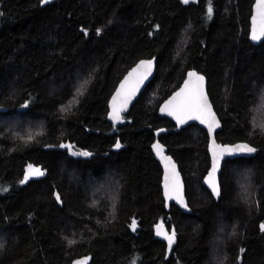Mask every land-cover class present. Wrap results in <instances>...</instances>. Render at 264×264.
I'll return each instance as SVG.
<instances>
[{
	"label": "trees",
	"instance_id": "obj_1",
	"mask_svg": "<svg viewBox=\"0 0 264 264\" xmlns=\"http://www.w3.org/2000/svg\"><path fill=\"white\" fill-rule=\"evenodd\" d=\"M195 1L49 0L41 5L42 0H0V203L4 202V205L0 204V244L2 235L8 238L3 239V242H11L2 245L0 264H69L75 257L89 253H92L90 264H207L208 260L202 261V256L203 259L211 257V263L214 260L219 262L216 264H221V259L225 262L222 260V264H257L264 258V231L261 230V225L264 224V201L262 198V201L258 199L262 205L257 201L259 196L264 197V39L257 45L248 39L249 18L254 0H211V18L207 12L209 0ZM68 25L75 26L69 28ZM97 29H100L99 34ZM62 39L65 41L62 42ZM153 56L156 58L155 75L131 105L129 113L124 114L131 122L114 127L107 119L109 97L134 63ZM76 57L80 67L74 63ZM71 58H74L73 61ZM66 62L74 64L71 67L74 66L73 71H76L70 70L69 73L72 68L70 65L67 68ZM62 65L66 68L61 72L66 69L71 77L65 75V71L62 76L60 74L62 79L59 77ZM191 68L197 69L207 78L209 96L222 125L216 131L217 140L221 143L247 141L257 150L248 157L239 156L237 159L227 158L223 161L219 175L221 194L217 200L201 185L210 164L209 155L207 156V131L195 123L179 128L169 118L158 116L157 111L164 100L162 98L168 97L171 90L181 84ZM80 72H84L80 75L81 81L78 80ZM86 80L88 83L83 95L77 96V88ZM24 89H28L27 93ZM21 92H24L23 95ZM28 93L31 95H27ZM74 98L76 102L72 103L71 108L62 111ZM76 109L77 112L80 110L77 115ZM33 113L36 114L32 116ZM21 116L24 117L23 121ZM77 116L80 119H76ZM141 117L147 118L145 120ZM148 117H154V120L150 121L151 118ZM67 123L70 124V129L65 127ZM163 127L170 131L161 133L159 140L167 146L168 153L175 158L185 177L183 179L186 182L190 213L184 214L179 209L183 215L176 211L178 207L174 204H171L170 209L175 206V211L166 209L159 177L162 169L151 149L156 130ZM61 129L69 130L61 132ZM29 136L32 137L31 140L28 139ZM117 142L120 143V148L115 147ZM61 145H71L72 149L87 151L92 155H73L68 147ZM135 156L138 157L137 160L134 159ZM112 163L114 167L111 166ZM115 163L119 164L118 167ZM27 164L39 166L44 175L21 183ZM123 164L127 165V169ZM134 165L138 166L135 167L136 171ZM115 168L120 169L119 172L129 170L131 180L127 177V172L125 177L126 174H118L117 171V177L114 174ZM141 169L144 170L143 173ZM111 172L114 175H110ZM134 172H138L135 173L136 176ZM146 176L148 181H144ZM118 178L124 179V183ZM127 179L130 181H125ZM153 179L157 180L156 185L152 184ZM112 181L115 183L112 184ZM118 181L122 183L119 184ZM252 183L258 184L254 186ZM76 184L82 187L79 188ZM111 185H114V194L111 192ZM120 185L127 188L123 189ZM249 188L252 195H248L251 193ZM258 188L260 191H256ZM148 189L151 191L147 192ZM247 189L250 193L246 194L244 191ZM81 190H85V193ZM122 190H125L124 193ZM129 190L132 193L130 195ZM145 190L147 193H144ZM116 191H119L118 196ZM255 191L263 195H255ZM57 193L60 195L59 201L56 199ZM94 195L96 198L99 195L100 200L97 201ZM102 195L105 196L104 199L114 198L111 201L108 199V205L116 200L112 207L106 204L107 199L104 200L105 204L102 202ZM122 195L123 200L119 197ZM155 195L161 199L158 200ZM89 196L92 199L88 198L85 204L83 197L86 200ZM118 197L122 202L126 200L123 203L125 207L122 208ZM89 202V207L84 206ZM247 202L250 205L246 206L248 209L244 207ZM117 203L121 206H117ZM159 204L163 207L160 208ZM251 204L254 207L251 208ZM98 206L105 209L104 214L102 212L99 216L102 224L91 213H88L90 219H87L88 214L85 212L94 208L96 211L92 209V213L95 211L100 214ZM106 207L110 209L107 210ZM113 207L118 209L116 216H113L116 210ZM57 210L60 214L56 215ZM6 211H9L10 216ZM12 212L17 214L13 215ZM98 214L96 213L97 217ZM179 215L182 219H179ZM123 216L125 217L121 218ZM119 219H123L121 222L124 223ZM135 219L138 220L137 225L135 224V228L130 227ZM89 220H96L93 222L95 225ZM97 221L99 228L103 225V230L93 228L97 227ZM159 222H167L174 227L176 238L171 248L166 242H160L154 237L153 225ZM179 222L183 223L182 226ZM200 223L207 226V232L210 230L207 234ZM190 224L193 227L196 225V228ZM167 226L170 227L169 224ZM187 226L196 233L187 231ZM230 228L241 229H233L236 234L234 238H231V230H228V238L226 231ZM197 230H200L199 233ZM224 230L226 233L223 234ZM237 232L240 235L237 236ZM201 234H205V237ZM220 234H223V238ZM216 235L218 238L220 236L219 241ZM202 236L203 239H212L205 242ZM25 241L32 245L25 246ZM217 241L221 244L215 245L218 244ZM224 243L225 246L228 245L226 247L230 252L228 248L225 249ZM207 244L209 248L214 246V249L223 244L224 248L216 249L217 252L225 249L222 250L223 258L220 257V261H216L219 252L216 253L212 248L211 253L209 248L207 250ZM231 249L234 250L233 255L230 254ZM208 252L210 256H207ZM225 252L227 257H232L226 259ZM253 254H257V257H252ZM258 254H262L263 258ZM63 257H67L69 262ZM258 257L262 259L257 261ZM246 259L249 262L253 259L254 262L249 263ZM263 260L258 264H264Z\"/></svg>",
	"mask_w": 264,
	"mask_h": 264
},
{
	"label": "water",
	"instance_id": "obj_2",
	"mask_svg": "<svg viewBox=\"0 0 264 264\" xmlns=\"http://www.w3.org/2000/svg\"><path fill=\"white\" fill-rule=\"evenodd\" d=\"M195 0H189V2H193ZM43 3L41 2V5ZM256 16L257 17V25L259 24V11H258V6H257V0L253 1L252 4V11H251V15L249 18V29H248V39L249 41L254 44L257 45L259 44L263 39L264 36H262L259 40H253L252 39V31H253V27H254V23H253V17ZM153 61L151 70H150V74L147 75L146 79H143L142 81L140 80V77L143 76L145 74V69L143 67L141 68H137V66L140 64L141 61ZM136 69V71L134 72L133 70ZM156 72V58L155 56L153 57H149V58H142L139 59L136 63H134L123 75V77L119 80V82L117 83L115 89L113 90L111 96L109 97L108 100V112H107V119L109 122L112 123V125L118 126V125H122L126 122H131V119L129 118H125L124 114L128 113L130 111L131 105L134 103V101L139 97L140 93L144 90L145 86L147 85L148 82L151 81V79L153 78V76L155 75ZM189 72H195L197 73L199 76H202L203 82H202V92L203 95L206 97L207 100V104L210 106V113L211 114H205L204 117H202L201 119H206L208 122L207 123H202L201 119H188L186 115H181V119H184L186 122L185 123H179L178 119H177V115L176 114H170V113H175L176 108H175V104L173 105H169L167 107H165L166 102L172 100V98L175 96V94L177 92H180V90L182 88H185V81L189 80L190 78L188 77V73ZM132 73V75L130 76L129 74ZM127 78V79H126ZM191 80L193 81V83H190L189 86L186 88L185 93L182 94V96L180 98H178V102L185 100V98L189 97L195 87L197 82L195 81V78H191ZM124 84V88L121 89V84ZM118 90H119V95H118ZM115 97V99H114ZM127 100L126 105L124 104V101ZM115 106V108L117 110L123 109L120 112L121 115V119L120 120H114L112 118V113H113V107ZM162 109H164L162 111ZM193 115H196V113H192ZM158 115L161 117H167L170 120H172L174 122V124L181 128L184 126H187L189 124L195 123L197 125H199L200 127H202L203 129H205L207 131L208 134V142H207V151H208V155H209V167L206 171V173L204 174L203 178H202V184L210 191L211 195L213 196V198L215 200L219 199L220 194H221V186H220V179H219V175L221 172V168L223 165V161L227 158H235V157H239V156H251L254 155L255 152L252 153H233L232 155H224L222 159L219 160V167L218 170L215 173L214 176V182L218 185L219 188V195H216L213 193L212 188L209 186V183L207 182L208 178H209V172L212 170L213 167V153L214 151L217 153V155H219L218 153V146H229V147H233L236 145H241V144H247L250 147L256 149L251 143L247 142V141H235V142H226V143H221L217 140L216 138V131L218 129L221 128V121L213 107V104L211 102L209 93H208V86H207V78L206 76L199 72L197 69L195 68H191L189 69L186 74L184 79L182 80L181 84L175 89L173 90L168 97H166L158 106ZM214 122H218V126H216V123ZM209 123H212L213 125V130L210 132L209 131ZM169 131V129L167 128H159L156 130L155 132V139L151 144V149L152 152L154 153V156L156 158V160L158 161V163L160 164V167L162 169V174H161V181H160V185H161V189H162V197L164 199L165 205H166V209L169 210L171 204H174L175 206H177L179 209H181L183 212L188 213L190 211V207L188 204V199L186 196V187H185V181L183 179V175L179 169V165L177 163V161L175 160V158L168 153V148L166 145H164L160 140H159V135L161 133H165ZM155 144H159L160 146H162V150L159 152V154H157V149H155L153 147V145ZM166 157H171V163L168 164V167L166 168V163L167 161L165 160ZM174 164L175 165V171L179 174V183L180 185H182V189H181V196L182 199L184 201V204L187 205V207L183 206L181 203H179L177 201V199L172 198H166L165 196V183H166V176L169 178L168 179V183L169 185H171V176H172V167L171 165ZM136 220V225L138 220ZM132 223L130 224V227L132 226ZM158 224H162L163 225V230L166 231L169 235H171L172 231L174 230L173 226H170L168 228V226L164 223V222H159L154 226V236L156 237V239L160 240V241H164L166 242V244H168L167 239L164 236H160L157 235V225ZM175 231V230H174ZM92 260V255L91 254H82L78 257H75L74 259H72V261L70 262V264H76V262H81V264H90Z\"/></svg>",
	"mask_w": 264,
	"mask_h": 264
},
{
	"label": "snow or ice",
	"instance_id": "obj_3",
	"mask_svg": "<svg viewBox=\"0 0 264 264\" xmlns=\"http://www.w3.org/2000/svg\"><path fill=\"white\" fill-rule=\"evenodd\" d=\"M49 0H42V3H48ZM184 3H188L189 0H183ZM257 6H258V11H259V24L257 25L256 21H257V17L254 16L253 17V23H254V27H253V31H252V39L253 40H259L262 36H264V0H257ZM209 18H211V14H212V7H211V0H209V7L207 9ZM158 27V26H157ZM100 29H97V34H99ZM153 61L149 60V61H141L140 64L137 66V68H141L143 67L145 69V74L143 76L140 77V80L142 81L143 79L147 78V75L150 74V70L152 67ZM134 72L136 71V69L133 70ZM130 76L132 75V73L129 74ZM188 77L190 78L189 80L185 81V88H182L180 90V92H177L175 94V96L172 98V100L166 102L165 107L169 106V105H173L175 104V108L176 111L175 113H170V114H176L177 115V119L179 121V123H185L186 121L184 119H181V115H186L188 119H201L202 117L205 116V114H211L210 113V106L207 104V100L206 97L203 95L202 92V82H203V77L199 76L197 73L195 72H189L188 73ZM195 78V81L197 82L196 87L193 91V93L185 98V100L178 102V98H180L182 96V94L185 93L186 88L189 86L190 83H193V81L191 80V78ZM127 79V78H126ZM88 83V81H84V83H82L80 85L79 88H77L76 90V95L77 96H81L84 93L85 90V86ZM124 84H121V89L124 88ZM118 95H119V90H118ZM115 99V97H114ZM75 98L72 102H70V104L67 107L62 108V111H68L71 106L72 103H75ZM127 100L124 101V104L126 105ZM123 109L117 110L115 108V106L113 107V113L112 118L114 120H120L121 119V115L120 112ZM164 109H162L163 111ZM192 113H196V115H193ZM202 123H207L208 121L206 119H201ZM216 123V126H218V122H214ZM213 130V125L212 123H209V131L211 132ZM29 140L32 139L31 136L28 137ZM61 147H68L71 148V145H61ZM116 148H120L121 145L119 142L116 143L115 145ZM153 147L155 149H157V154H159V152L162 150V146H160L159 144H155L153 145ZM256 149L250 147L247 144H241V145H236L233 147H229V146H218V153L219 155H217V153L214 151L213 153V167L212 170L209 172V178L207 180V182L209 183V186L212 188L213 193L216 195H219V188L218 185L214 182V176L216 171L218 170L219 167V160L223 158L224 155H232L233 153H252L255 152ZM73 155H77V156H91L92 154L90 152L87 151H82V152H74ZM165 160L167 161L166 163V168L168 167V164L171 163V157H166ZM172 176H171V185H169L168 181V177L166 176V183H165V196L166 198L172 199L175 198L177 199V201L179 203H181L183 206L187 207L186 204H184V201L182 199L181 196V189H182V185H180L179 183V174L175 171V165L172 164ZM44 175V173L38 169V168H33L31 165H29V170L26 172L24 180L21 181V183H24L25 181H27L30 177L32 176H42ZM56 199L59 201L60 200V195L59 193L56 194ZM135 220H133L132 223V227L135 228ZM157 235L160 236H164L167 241H168V246L169 248H171L174 239H175V231L173 230L171 235H169L166 231L163 230V225L162 224H158L157 226ZM261 230L264 231V224L261 225ZM70 243H74V241H70ZM0 247H2V245H0ZM241 251H243V249H241ZM76 264H81V262H76Z\"/></svg>",
	"mask_w": 264,
	"mask_h": 264
},
{
	"label": "bare ground",
	"instance_id": "obj_4",
	"mask_svg": "<svg viewBox=\"0 0 264 264\" xmlns=\"http://www.w3.org/2000/svg\"><path fill=\"white\" fill-rule=\"evenodd\" d=\"M201 1H202V0H201ZM204 1H206V0H204ZM250 1H251V0H250ZM250 1H249V2H250ZM195 2H196V1H195ZM1 3H2V2H1ZM248 17H249V16H248ZM63 18H64V17H63ZM56 19H57V17H56ZM58 19H59V18H58ZM60 19L63 20L62 17H61ZM66 19H67V18H66ZM71 19H72V18H71ZM71 19H70V20H71ZM64 20H65V19H64ZM67 20H68V19H67ZM67 20H66V22H67ZM64 22H65V21H64ZM66 22H65V23H66ZM71 23H72V21H71ZM74 23H75V22H73V24H74ZM69 24H70V22H69ZM75 24H76V23H75ZM71 25H72V24H71ZM74 26H75V25H74ZM74 26H73V27H74ZM36 27H37V26H36ZM36 27H35V28H36ZM68 27H69V25H68ZM73 27H69V28H73ZM36 30H37V29H36ZM30 32H31V31H30ZM38 32H39V31H38ZM35 34H36V33H35ZM40 34H41V33H40ZM36 35H37V34H36ZM36 35H35V36H36ZM38 35H39V34H38ZM32 36H33V35H32ZM57 40H58V39H57ZM57 40H55V41H57ZM62 40H63L62 42L65 41L64 39H62ZM55 41H54V42H55ZM60 41H61V40H60ZM60 41H59V42H60ZM56 43H58V42H56ZM56 43H55V44H56ZM53 44H54V43H53ZM59 44H60V43H59ZM57 45H58V44H57ZM71 59H72V58H71ZM73 59H74V58H73ZM73 59H72V61H73ZM76 59H77V60H76ZM76 59H74V63H75V64L77 63L76 65H78V57H76ZM70 61H71V60H70ZM66 63H67V62H66ZM66 63H64V64H66ZM70 63H71V62H70ZM70 63H69V64L67 63V64H66V67H67L68 65H70V67H71L72 65H74V64H70ZM62 66H63V67L60 69V72H59V77H60L61 79H62L61 76L63 75L62 73H64L63 71L66 70V69H64V70L61 72V70L65 67L64 65H62ZM74 66H75V65H74ZM74 66H73V68H74ZM78 66L80 67V64H79ZM78 66H76V67H78ZM66 67H65V68H66ZM68 67H69V66H68ZM68 67H67V68H68ZM76 67H75V69H76ZM71 68H72V67H71ZM73 68H72V69H69V73H71L70 70H72V71L74 70ZM89 69H90V68H89ZM67 70H68V69H67ZM79 70H80V69H79ZM91 70H92V69H91ZM75 71H76V70H75ZM75 71H73V72H75ZM82 71H83V70H82ZM65 72H66V71H65ZM73 72H72V73H73ZM86 72H87V71H86ZM92 72H94V71H92ZM69 73L66 72L65 75L67 74V76L71 77V76H70L71 74H69ZM80 73H81V72H80ZM80 73H79V79H78L79 81H81V80H80V75H82L84 72H82L81 74H80ZM87 73H89V72H87ZM60 74H61V76H60ZM75 74H76V73H75ZM75 74L73 73L72 75L74 76ZM122 75H123V74H122ZM73 76H72V77H73ZM75 76H76V75H75ZM77 76H78V75H77ZM63 77H65V76H63ZM82 77H85V76H82ZM184 77H185V76H184ZM61 79H60V80H61ZM63 79H64V78H63ZM73 79H75V77H74ZM73 79H72V80H73ZM82 79H83V78H82ZM67 80H68V79H67ZM78 80H77V77H76V81H77V82H79ZM64 81H65V80H63V82H64ZM74 81H75V80H74ZM117 82H118V81H117ZM26 90H28V89H26ZM26 90L24 89L23 91L25 92ZM171 91H173V90H171ZM24 92H21L22 95H23ZM111 92H112V91H111ZM25 93H27V91H26ZM208 93H209V92H208ZM19 95H20V94H19ZM19 95H18L17 97H20ZM27 95H31V94L28 93ZM144 99H145V98H144ZM144 99H143V100H144ZM162 99H165V97L162 98ZM210 99H211V98H210ZM146 100H147V98H146ZM160 100H161V99H160ZM134 102H135V101H134ZM106 103H107V102H106ZM145 103H146V101H145ZM147 103H148V102H147ZM147 103H146V104H147ZM158 103H160V102H158ZM40 104H41V103H40ZM40 104H39V105H40ZM158 105H159V104H158ZM37 106H38V105H37ZM213 106H214V103H213ZM106 107H107V106H106ZM156 107H157V105H156ZM79 111H80V110L78 109V112H79ZM157 111H158V110H157ZM15 112H18V113H19V111H15ZM76 112H77V109H76ZM78 112L76 113V115L78 114ZM18 113H15V114H17V115H21V114H18ZM128 113H129V112H128ZM15 114H13V115H15ZM34 114H36V113H33L32 116H33ZM28 115H29V114H28ZM30 115H31V113H30ZM23 116H24V115H23ZM23 116H21L22 121H23V118H24ZM32 116H27V118H28V117H32ZM105 116H106V115H105ZM105 116H104V117H105ZM128 116H129V115H128ZM158 116H159V115H158ZM124 117H125V116H124ZM156 117H157V116H156ZM16 118H17V117H16ZM16 118H15V120H16ZM18 118H19V116H18ZM27 118H26V119H27ZM77 118H78V116L76 117V119H77ZM141 118H142V117H141ZM141 118H140V119H141ZM144 118H145V120H146L147 117H143L142 119H144ZM150 118H151V117H150ZM150 118L148 117V119H150ZM161 118H162V117H161ZM11 119H14V117H12ZM78 119H80V118H78ZM157 119H158V118H157ZM17 120H18V119H17ZM152 120H154V117H153V119H152V118L150 119V121H152ZM24 121H25V120H24ZM77 121H78V120H77ZM138 121H139V120H138ZM147 121H148V120H147ZM150 121H149V122H150ZM19 122H20V118H19ZM79 122H80V121H79ZM81 122H82V121H81ZM142 122H143V121H142ZM149 122H148V123H149ZM21 123H22V122H21ZM109 123H110V122H109ZM173 123H174V122H173ZM16 124H18V123L16 122ZM139 124H141V123L139 122ZM193 124H194V123H193ZM64 125H65V124H64ZM106 125H109V124H106ZM137 125H138V123H137ZM142 125H143V124H142ZM195 125H197V124H195ZM66 126H68L69 129H70V127H71L70 124L68 125V123L65 125V127H66ZM79 126H80V125H79ZM79 126H77V127H79ZM104 126H105V125H104ZM110 126H111V125H109V127H110ZM122 126H123V125H122ZM122 126H121V127H122ZM127 126H129V124H128ZM139 126H140V125H139ZM63 127H64V126H63ZM65 127H64V128H65ZM105 127H106V126H105ZM105 127L103 128L104 131L106 130ZM168 127H169V126H168ZM175 127H176V126H175ZM184 127H185V126H184ZM198 127H199V125H198ZM106 128H107V127H106ZM125 128H126V126H125ZM199 128H200V127H199ZM65 129H66V128H65ZM65 129H64V130H65ZM69 129H67V130H69ZM202 129H203V128H202ZM64 130L61 129V132L64 131ZM67 130H65V131H67ZM93 130H94V129H93ZM155 130H156V129H155ZM169 131H170V130H169ZM174 132H175V131H174ZM125 133H126V132H125ZM102 135H104V134H102ZM163 135H164V134H163ZM93 137H94V136H93ZM97 137H99V136H97ZM97 137H96V138H97ZM108 137H109V136H108ZM111 137H112V136H111ZM152 137H153V136H152ZM104 139H105V138H103V140H104ZM112 139H113V138H112ZM109 140H110V139H109ZM109 140H108V142H109ZM120 140H121V139H120ZM200 140H201V139H200ZM96 141H98V139H97ZM112 141H114V140H112ZM237 141H238V140H237ZM100 142H102V140H101ZM150 142H151V141H150ZM234 142H235V141H234ZM95 143H96V142H95ZM98 144H99V143H98ZM103 144H105V143H103ZM110 144H111V143H110ZM101 145H102V144H101ZM97 146H99V145H97ZM102 146H103V145H102ZM105 146H106V145H105ZM112 146H113V145H112ZM149 146H150V145H149ZM101 148H102V147H101ZM205 150H206V149H205ZM111 151H112V150H111ZM206 152H207V151H206ZM110 153H111V152H110ZM118 154H119V153H118ZM110 156H112V155H110ZM115 156H117V155H115ZM120 156H122V154H121ZM120 156H119V157H120ZM126 156H127V155H126ZM132 156H133V155H132ZM153 156H154V154H153ZM207 156H208V154H207ZM117 158H118V157H117ZM121 158H122V157H121ZM121 158H120V159H121ZM238 158H239V157H238ZM107 159H108V158H107ZM114 159H115V158H114ZM114 159H113V160H114ZM120 159H119V160H120ZM122 159H123V158H122ZM122 159H121V160H122ZM124 159H125V158H124ZM134 159L137 160L138 157L135 156ZM134 159H132V160H133V161H132L133 164H135ZM154 159H155V158H154ZM208 159H209V158H208ZM235 159H237V157H236ZM121 160H120V161H121ZM155 160H156V159H155ZM115 161H117V160H115ZM124 161H125V160H124ZM138 161H139V160H138ZM117 162H118V161H117ZM126 162H127V161H126ZM126 162H123V163L125 164ZM136 162H137V161H136ZM107 163H108V161H107ZM109 163H111V162H109ZM118 163H119V162H118ZM121 163H122V162H121ZM121 163H120V166H121ZM127 163H128V162H127ZM148 163H149V162H148ZM115 164H116V163H115ZM124 164H123V166H124ZM140 164H141V163H140ZM149 164H150V163H149ZM158 164H159V163H158ZM112 165H114V164L112 163L111 166H112ZM118 165H119V164H118ZM118 165L116 164L117 167H118ZM129 165H130V164H129ZM146 165H147V164H146ZM27 166H28V164H27ZM123 166H122V167H123ZM126 166H127V165H125L124 167L126 168ZM132 166H133V165H132ZM136 166H137V165H136ZM136 166L134 165V169H135L134 171H136V169L138 168V166H137V168H135ZM139 166H140V165H139ZM142 166H143V165H142ZM144 166H145V164H144ZM159 166H160V165H159ZM112 167H114V166H112ZM130 167H131V166H130ZM24 168H25V167H24ZM143 168H144V170L146 171L145 167H143ZM122 169H123V168H122ZM126 169H127V168H126ZM150 169H152V167H151ZM159 169H160V168H159ZM115 170H116V171L114 172V174H115L118 170L120 171V169H116V168H115ZM123 170H124V169H123ZM141 170H143V169H141ZM144 170L142 171V173L144 172ZM160 170H161V169H160ZM239 170H240V169H239ZM119 171H118V172H119ZM124 171H125V170H124ZM137 171H138V170H137ZM151 171H152V170H151ZM153 171H155V169H153ZM153 171H152V172H153ZM161 171H162V170H161ZM241 171H242V170H240V172H241ZM118 172H117V173H118ZM122 172H123V171L119 172L118 174H120V173H122ZM126 172L128 173V176H127ZM126 172H123V174H124V175L126 174L125 177L127 176V177L130 179V177H129L130 171L127 170ZM149 172H150V171H149ZM236 172H238V171H236ZM240 172H238V173L240 174ZM135 173H138V172H134V173H133V174L136 176ZM153 173H154V172H153ZM153 173H152V174H153ZM241 173H242V172H241ZM114 174H113V172H111L110 175H114ZM118 174H117V175L115 174V175L118 177ZM123 174H122V175H123ZM133 174H132V175H133ZM146 174L148 175V172H147ZM156 174H157V173H156ZM20 175H21V174H20ZM122 175L120 176L121 179L123 178ZM139 175H141V173H139ZM139 175H137V177H138ZM154 175H155V173H154ZM154 175H153V176H154ZM160 175H161V173H160ZM85 176H86V175H85ZM90 176H91V174H90ZM116 176H114V177L116 178L115 180L117 181V177H116ZM142 176H143V175H142ZM142 176H140V177H142ZM144 176H145V175H144ZM150 176H151V175H150ZM150 176H149V177H150ZM153 176H152V178H153ZM86 177H88V175H87ZM91 177H92V176H91ZM125 177H124V179H126ZM131 177H132V176H131ZM155 177H156V175H155ZM155 177H154V178H155ZM159 177H160V179H161V176H159ZM183 177H184V176H183ZM89 178H90V177H89ZM132 178H133V177H132ZM144 178H146V179H144V181H148L147 176L144 177ZM157 178H158V177H157ZM0 179H1V178H0ZM87 179H88V178H87ZM87 179H85V180H87ZM108 179H110L109 176H108ZM124 179H123V180H120V179L118 178V180H120V181H122V182L124 181ZM140 179H141V178H140ZM140 179H139V180H140ZM184 179H185V177H184ZM115 180H114V181H115ZM130 180H131V179H130ZM130 180L127 179V180H125V181H130ZM135 180H136V179H135ZM150 180H151V179H150ZM153 180H154V179H153ZM155 180H156V179H155ZM155 180H154V183L151 181L152 184H154V185H156ZM110 181H111V180H110ZM120 181H118L119 184L122 183V182H120ZM156 181H157V180H156ZM159 181H160V180H159ZM118 182H117V183H118ZM138 182H139V181H137V183H138ZM70 183H72V182H70ZM108 183H109V182H108ZM110 183H111V182H110ZM113 183H115V182L112 181V184H113ZM117 183H116V185H117ZM123 183H124V182H123ZM246 183L248 184L249 182H246ZM250 183H251V182H250ZM132 184H133V183H132ZM132 184H131V185H132ZM142 184H143V183H142ZM142 184H141V185H142ZM150 184H151V183H150ZM252 184H253V183H252ZM256 184H258V183H256ZM256 184H253V185L255 186ZM260 184H261V183H260ZM73 185H74V184H73ZM77 185H78V184H76V186H77ZM106 185H107V183H106ZM114 185H115V184H114ZM114 185H111V186H113L112 189L114 188ZM116 185H115V189L118 188V187H117L118 185H117V186H116ZM122 185H124V184H122ZM125 185H126V182H125ZM125 185H124V187H125ZM154 185H153V187H154ZM201 185H202V183H201ZM249 185H250V184H249ZM249 185H248V186H249ZM253 185H252V186H253ZM2 186H3L2 188H4V185H2ZM80 186H81V185H80ZM80 186L78 185L77 187L80 188ZM128 186H129V185H128ZM143 186H144V185H143ZM143 186H142V187H143ZM185 186H186V182H185ZM254 186H253V187H254ZM260 186H261V185H260ZM0 187H1V186H0ZM5 187H6V185H5ZM81 187H82V186H81ZM119 187L123 188L121 185H120ZM137 187H138V186H137ZM149 187H150V186H149ZM151 187H152V186H151ZM158 187H159V185H158ZM250 187H251V186H250ZM56 188H57V187H56ZM126 188H127V187H126ZM126 188H123V189H126ZM131 188H132V186H131ZM134 188H136V186H135ZM154 188H155V187H154ZM251 188H252V187H251ZM259 188H261V187H259ZM259 188H258V190H256V191H260ZM11 189H12V188H11ZM19 189H20V188H19ZM19 189H18V190H19ZM51 189H52V188H51ZM54 189H55V188H54ZM81 189H82V188H81ZM140 189H141V191H140V193H141V192H142V188H140ZM143 189H144V188H143ZM156 189H157V188H156ZM156 189H154V190H156ZM249 189H250V188H249ZM135 190L138 192L137 189H135ZM154 190H153V191H154ZM206 190H207V189H206ZM250 190H251V189H250ZM0 191H1V190H0ZM20 191H21V190H20ZM27 191H29V190H27ZM27 191H25V192H27ZM81 191H82V190H81ZM84 191H85V190H83L82 192H84ZM112 191H113V192H112ZM123 191H125V190H122V192H123ZM136 191H134L133 193H136ZM143 191H144V190H143ZM150 191H151V189H150V190H149V189L147 190V192H150ZM153 191H152V193H153ZM159 191H160V190H159ZM161 191H162V190H161ZM207 191H208V190H207ZM256 191H255V195H259L260 193H259V192L257 193ZM25 192H24V193H25ZM29 192H30V191H29ZM55 192H56V191H55ZM108 192H109V190H108ZM111 192L114 194V189L111 190ZM111 192H109V193L111 194ZM116 192H117V191H116ZM118 192H119V191H118ZM118 192L115 193V194H117L116 196H118ZM147 192H146V190H145L144 193H147ZM157 192H158V191H157ZM246 192H249V190L247 189V191H244V193H246ZM21 193H22V195H23V191H21ZM84 193H85V192H84ZM84 193H83V194H84ZM120 193H121V192H120ZM123 193H124V192H123ZM123 193H121V194H123ZM129 193H131L130 190H129V192H128V195H130ZM138 193H139V192H138ZM159 193H160V192H159ZM159 193H157V194H158L159 196H161ZM208 193H209V192H208ZM249 193H250V192H249ZM8 194H9V193H8ZM19 194H20V193H19ZM52 194H53V191H52ZM83 194H82V195H83ZM107 194H108V193H107ZM131 194H132V193H131ZM136 194H137V193H136ZM155 194H156V192H155ZM246 194H247V193H246ZM27 195H28V192H27ZM152 195H153V194H152ZM209 195H211V193H210ZM248 195H252V190H251V193L248 194ZM260 195H263V193L260 194ZM4 196H5V195H4ZM7 196H8V195H7ZM13 196H14V195H13ZM18 196H19V195H18ZM24 196H25V195H24ZM24 196H22V197H24ZM53 196H54V195H53ZM94 196H95V198H96V195H94ZM102 196H103V195H102ZM108 196H109V195H108ZM146 196H147V195H146ZM149 196H150V195H149ZM156 196H157V195H155V197H156ZM159 196H157V199L160 198ZM263 196H264V195H263ZM9 197H10V195H9ZM98 197H99V195H98ZM98 197L96 198L97 201L100 200V199H98ZM104 197H105V196H103V201H102V200H101V201L105 204L104 200L107 199V198L104 199ZM119 197L122 198L123 195H122V196H119ZM119 197H118V198H119ZM124 197H125V196H124ZM128 197H129V196H128ZM138 197H140V196H138ZM141 197H142V196H141ZM144 197H145V195H144ZM144 197H143V198H144ZM211 197H212V196H210V198H211ZM248 197H250V196H248ZM248 197H247V198H248ZM256 197H257V196H256ZM2 198H3V197H2ZM52 198H54V197H52ZM88 198L90 199V196H89V197H86V200H85V197H83L84 203H85V201H86L85 204H87V199H88ZM95 198H94V200H95ZM100 198H102V197L100 196ZM115 198L117 199V197H115ZM120 198L118 199V201H121V202H122L123 198H122V200H121ZM136 198H137V197H136ZM143 198H142V199H143ZM148 198H149V197H148ZM212 198H213V197H212ZM251 198H252V197H251ZM260 198H262V200L264 201V197H262V196H261V197L259 196V198H257V201H259V200L262 201ZM11 199H12V198H11ZM91 199H92V198H91ZM91 199H90V200H91ZM108 199H110V201H111V199L113 200L114 198H112V197L109 198V197H108ZM108 199L106 200V202L108 201ZM125 199H127V200L130 201V199H128V198H125ZM138 199H140V198H138ZM155 199H156V198H155ZM160 199H161V198H160ZM160 199H158V200H160ZM219 199H220V198H219ZM248 199H249V198H248ZM248 199H247L246 201H248ZM258 199H259V200H258ZM134 200H136V199H134ZM140 200H141V199H140ZM147 200H149V199H147ZM153 200H154V199H153ZM158 200H157V201H158ZM214 200H215V199H214ZM249 200H250V199H249ZM252 200H253V199H252ZM252 200H251V201H252ZM101 201H100V203H102ZM115 201H116V200H115ZM115 201H113V202H115ZM125 201H126V200H125ZM125 201H124V202H125ZM246 201H245V202H246ZM251 201H249V203H251ZM260 201H259V202H260ZM12 202H13V201H12ZM14 202H15V201H14ZM42 202H43V201H42ZM94 202H95V201H94ZM94 202H93V203H94ZM108 202H109V201H108ZM108 202L106 203L107 205H108ZM113 202H112L111 205H113ZM121 202H120V204H121ZM124 202H122V208L125 207V204H124V206H123V203H124ZM135 202L137 203V201H135ZM138 202H139V201H138ZM142 202H143V201H142ZM142 202H141V203H142ZM2 203H3V204H2ZM10 203H11V201H10ZM10 203H9V204H10ZM84 203H83V204H84ZM89 203H90V204H89ZM89 203H88V205H84V206L89 207V205H91V202H89ZM100 203H97V204H100ZM129 203H130V202L127 201V204H129ZM131 203H132V202H131ZM133 203H134V202H133ZM141 203H140V204H141ZM156 203H157V202H154V204H156ZM158 203H159V201H158ZM257 203H258V202H257ZM260 203H261V202H260ZM0 204H1V205H4V202L1 201ZM5 204H6V202H5ZM40 204H41V203H40ZM145 204H146V203H145ZM147 204H148V203H147ZM258 204H259V203H258ZM42 205H44V204H42ZM93 205H94V207H95L96 204L94 203ZM111 205H110V203H109L108 206H111ZM115 205H116V204H115ZM115 205H114V207H115ZM129 205H130V204H129ZM129 205H128V206H129ZM159 205H160V208L163 207V206H161V204H159ZM253 205H254V202H253ZM261 205H262V203H261ZM7 206H8V205H7ZM9 206H10V205H9ZM44 206H46V203H45ZM47 206H49V205H47ZM99 206H100V205H99ZM99 206H98V207H99ZM105 206H106V205H105ZM105 206H104V208H105ZM117 206L120 207L121 205H119V203H117ZM133 206H134V205H133ZM148 206H150V205H148ZM153 206H154V205H153ZM246 206H247V207H248V206L250 207V205H248V202L246 203V205L244 204V207H245V208H246ZM258 206H259V205H258ZM2 207H3V206H2ZM16 207H18V206H16ZM19 207H20V206H19ZM87 207H86V209H87ZM96 207H97V206H96ZM101 207H103V204L101 205ZM111 207H112V206H111ZM114 207H113V208H114ZM119 207H118V208H119ZM126 207H127V206H126ZM174 207H175V206H173V208L170 209V210H174ZM176 207H177V206H176ZM252 207H254V206H252V204H251V208H252ZM256 207H257V206H256ZM4 208H5V207H4ZM13 208H14V207H13ZM42 208H43V207H42ZM45 208H47V207H45ZM45 208H43V209H45ZM51 208L54 210L53 206H51ZM90 208H91V207H90ZM90 208H89V209H90ZM99 208H100V207H99ZM106 208H107V207H106ZM127 208H128V207H127ZM129 208H130V207H129ZM263 208H264V206H263ZM263 208H262V210H263ZM15 209H16V208H15ZM52 209H51V211H52ZM92 209L95 210L94 208H92ZM92 209H91V210H92ZM108 209H110V208H107V210H108ZM115 209H116V210H115ZM119 209H121V208H119ZM124 209H125V208H124ZM143 209H144V208H143ZM152 209H153V208H152ZM154 209H155V208H154ZM175 209H176V208H175ZM246 209H248V208H246ZM7 210H8V208H7ZM47 210H49V209H47ZM55 210H56V209H55ZM55 210H54V211H55ZM91 210H90V211H88V210L85 211L86 214H88V213L90 214V213H91V215L93 216V218H95V219H96V218L99 219V218H100L99 216L101 215V213L103 212L102 214H104V210H105V209L102 210V209L100 208V210H101V211L99 210L100 214H98V212H95L96 210L92 213L93 210H92V211H91ZM107 210H106L105 214L107 213ZM113 210H115V212H114V214H113V216H114L115 214H117L116 212H117L118 209H117V207H116V208H114ZM138 210H139V209H138ZM147 210H149V209H147ZM177 210H178V212H179V208H177L176 211H177ZM206 210H207V209H206ZM9 211H11V210H9ZM9 211H6L7 214L9 213ZM57 211H58V210H57ZM126 211H127V209H126ZM133 211H134V210H133ZM140 211H141V210H140ZM144 211H145V210H144ZM160 211H161V209H160ZM160 211H158V213H159ZM174 211H175V210H174ZM109 212H110V210L108 211V213H109ZM127 212H128V211H127ZM149 212L151 213L152 211H149ZM193 212H194V211H193ZM200 212H201V211H200ZM12 213H14V212H12ZM52 213L55 214L54 212H52ZM58 213H59V211L56 213V215H57ZM96 213L98 214V217H97ZM136 213H137V212H136ZM139 213H140V212H139ZM142 213H143V211H142ZM154 213H155V212H154ZM158 213H157V214H158ZM179 213H181V212H179ZM182 213H184V212H182ZM182 213H181V214H182ZM189 213H190V212H189ZM209 213H210V212H209ZM7 214H6V215H7ZM15 214H17V213H14L13 215H15ZM59 214H60V213H59ZM77 214H78V213H77ZM77 214H76V215H77ZM89 214H88V216L85 215V216H87V219H90V218H89ZM93 214H94V215H93ZM109 214H110V213H109ZM166 214H167V213H166ZM174 214H175V213H174ZM174 214H172V215H174ZM184 214H185V213H184ZM203 214H204V213H203ZM203 214H202V215H203ZM206 214L208 215L207 212H206ZM210 214H211V213H210ZM8 215H9V214H8ZM28 215H29V214H28ZM78 215H79V214H78ZM78 215H77V216H78ZM106 215H107V214H106ZM140 215H141V213H140ZM144 215H145V214H144ZM148 215H149V214H148ZM151 215L154 216V214H151ZM167 215H168V214H167ZM176 215H177V214H176ZM176 215H175V216H176ZM182 215H183V214H182ZM193 215H194V214H193ZM193 215H191V216H193ZM9 216H10V215H9ZM95 216H96V217H95ZM102 216H103V215H102ZM104 216H105V215H104ZM108 216H109V215H108ZM115 216H116V215H115ZM117 216H118V215H117ZM156 216H157V215H156ZM168 216H169V215H168ZM189 216H190V214L188 215V217H189ZM197 216H198V215H197ZM199 216H200V215H199ZM205 216H206V215H205ZM205 216H204V217H205ZM124 217H125V216H123V217H121V218H124ZM144 217L146 218V215H145ZM144 217H143V218H144ZM151 217H152V216H151ZM172 217H173V216H172ZM176 217H177V216H176ZM176 217H174V218H176ZM178 217H179V219L181 218L180 215H179ZM182 217H183V216H182ZM185 217H187V216H185ZM185 217H184V218H185ZM211 217H212V216H211ZM11 218H12V216H11ZM15 218H16V216H15ZM26 218H29V217L27 216ZM91 218H92V217H91ZM121 218H120V219H121ZM147 218H148V216H147ZM149 218H150V217H149ZM155 218H156V217H155ZM162 218H163V217H162ZM166 218H167V216H166ZM184 218H183V220H184ZM189 218H190V217H189ZM191 218H195V217H191ZM212 218H213V217H212ZM87 219H85L86 222H87ZM117 219H118V218H117ZM117 219H116V220H117ZM120 219H119L120 222L123 221V219H122V220H120ZM153 219H154V218H153ZM164 219H165V216H164ZM176 219H177V218H176ZM181 219H182V218H181ZM198 219H199V218H198ZM201 219H202V217H201ZM206 219H207V218H206ZM16 220H18V219H16ZM19 220H20V219H19ZM99 220H100V219H99ZM124 220H125V219H124ZM151 220H152V219H151ZM166 220H168V219H166ZM191 220H192V219H191ZM191 220H190V222H191ZM194 220H195V219H194ZM194 220H193V221H194ZM196 220H197V218H196ZM202 220H203V219H202ZM213 220H214V219H213ZM27 221H29V220H27ZM95 221H96V220H95ZM95 221H94V220H89V222H92V223H93V222L95 223ZM101 221H102V220H100V222H99L100 224H102ZM157 221H158V220H157ZM169 221H170V220H169ZM174 221L176 222L175 219H174ZM178 221H179V220H178ZM178 221H177V223H178ZM197 221H198V220H197ZM197 221H196V224H198ZM207 221H208V220H207ZM210 221H211V220H210ZM102 222H103V221H102ZM117 222H118V221H117ZM180 222H183V221L181 220ZM180 222H179V223H180ZM184 222H185V220H184ZM184 222H183V223H184ZM186 222H187V221H186ZM194 222H195V221H194ZM194 222H193V223H194ZM198 222H199V221H198ZM200 222H202V221H200ZM208 222H209V221H208ZM208 222H207V223H208ZM94 223H93V224H94ZM99 223H98V221H97V223H96V224H97V227L94 226L93 228H99V227H100V225H99V227H98V224H99ZM121 223L123 224L124 222H121ZM164 223H167V222H164ZM183 223H180V225L182 226ZM202 223H204V222H202ZM27 224H28V223H27ZM73 224H74V223H73ZM87 224H88V222L86 223V225H87ZM153 224H154V223H153ZM168 224H169V226H170V223H167V225H168ZM174 224H175V223H174ZM184 224H185V223H184ZM200 224H201V223H200ZM205 224H206V222H205ZM90 225H91V224H90ZM94 225H95V224H94ZM206 225H207V224H206ZM206 225H202V224H201L200 226H201V228H202V226H204L203 228L205 229V226H206ZM92 226H93V225H91V227H92ZM102 226H103V225H102ZM102 226H101V228H99V229H102V230H103ZM154 226H155V225H153V227H154ZM190 226L193 227V225H191V224H190ZM195 226H196V225H195ZM195 226H194L193 228H196ZM89 227H90V226H89ZM91 227H90V229H91ZM187 227H188V226H187ZM187 227H186L185 230H187L188 228H189V230H187V231H191V230H193V229H191L190 227H188V228H187ZM237 227H238V226H237ZM93 228H92V229H93ZM184 228H185V226H184ZM206 228H207V226H206ZM190 229H191V230H190ZM197 229H199V228L197 227ZM233 229L237 230L238 228H232V229L230 228V229H227V231L224 230V231H223V234H224V232L226 231L227 233H226V232H225V233L228 234L227 237L229 236V233H231V234H230V235H231V238H232V237L234 238V236H235L236 234H235V232L233 231ZM239 229H241V228H239ZM239 229H238V230H239ZM185 230L183 229L184 232H186ZM195 230H196V229H195ZM202 230H203V229H202ZM205 230H206V229H205ZM228 230H231V232L229 231V233H228ZM197 231H198V233H199L200 230H197ZM209 231H210V230H208V232H209ZM212 231H213V230H211V232H212ZM240 231H241V230H240ZM39 232H40V231H39ZM73 232H74V231H73ZM191 232H193V231H191ZM206 232H207V230L205 231V233H206ZM208 232H207V233H208ZM213 232H214V231H213ZM238 232H239V231H238ZM238 232H237V233H238ZM244 232H245V231H244ZM75 233H77V235L79 234L77 231H76ZM187 233H188V232H187ZM193 233H194V232H193ZM195 233H196V231H195ZM195 233H194V234H195ZM207 233H206V234H207ZM217 233H218V232H217ZM232 233H234V234L232 235ZM176 234H177V233H176ZM213 234H215V233H213ZM223 234H220V235H221V238H223V236H222ZM243 234H244V233H243ZM6 235H7V234H6ZM8 235H9V234H8ZM8 235H7V236H8ZM40 235H41V234H40ZM181 235H182V234H181ZM187 235H188V234H187ZM201 235H204V237H205V234H201ZM209 235H210V233H209ZM238 235H240V234L238 233L237 236H238ZM30 236H31V235H30ZM30 236H28V237H30ZM43 236H44V235H43ZM79 236H80V235H79ZM81 236H82V235H81ZM183 236H184V235H183ZM189 236H191V235H189ZM192 236H193V235H192ZM218 236H219V235H218ZM244 236H245V234H244ZM244 236H243V237H244ZM154 237H155V236H154ZM154 237H153V238H154ZM204 237L202 236V239H203ZM206 237H207V235H206ZM213 237H214V235H213ZM216 237H217V235H216ZM225 237H226V236H225ZM225 237H224V238H225ZM227 237H226V238H227ZM2 238L5 239V240H8V238L6 239V236H5V238H4L3 235H2ZM31 238H32V237H31ZM101 238H102V237H101ZM175 238H176V237H175ZM184 238H185V236H184ZM193 238H196V237H193ZM199 238H201V236H199ZM208 238H209V236H208ZM217 238H218V237H217ZM221 238H220V236H219L218 241H219V239H221ZM228 238H230V237H228ZM237 238H239V237H237ZM3 239H1V240H2V244H0V245H3V244L5 243V242H3V241H4ZM9 239H10V238H9ZM32 239H33V238H32ZM202 239H200V242H201ZM210 239H212V238H209V239L206 238V239H203V240H205V242H206V240H210ZM27 240H29V238H28ZM30 240H31V239H30ZM183 240H184V239H183ZM215 240H216V239H215ZM223 240H224V239H223ZM223 240H221V241L223 242ZM10 241H11V239H10ZM175 241H176V240H175ZM185 241H186V238H185ZM195 241H196V239H195ZM195 241H194V242H195ZM218 241H217L218 244H215V245H220V244H221V243L219 244ZM22 242H23V241H22ZM25 242H26V241H25ZM27 242H28V241H27ZM27 242L24 243L25 246H26ZM157 242H158V241H157ZM160 242H161V241H160ZM196 242H197V241H196ZM200 242H199V243H200ZM207 242H208V241H207ZM212 242H214V239H213ZM6 243H7V242H6ZM6 243H5V244H6ZM9 243H11V242H8L7 244H9ZM31 243L33 244V240H31ZM31 243L29 242L28 244L30 245ZM164 243H165V242H164ZM184 243H185V242H184ZM184 243H183V244H184ZM202 243H203V242H202ZM208 243H209V242H208ZM225 243H226V242H225ZM225 243H224V246H225ZM28 244H27V246H29ZM32 244H31V245H32ZM165 244H166V243H165ZM185 244H186V243H185ZM185 244H184V245H185ZM192 244H193V243H192ZM203 244H204V243H203ZM210 244H212V243H210ZM31 245H30V246H31ZM195 245H196V244H195ZM195 245H192V246H195ZM201 245H202V244H201ZM201 245L198 244V246H201ZM205 245H206V244H205ZM4 246H6V245H4ZM198 246H196V247H198ZM226 246H228V245H226ZM226 246H225V249L228 248V247H226ZM165 247H166V246H164V248H165ZM196 247H195V248H196ZM201 247H203V246H201ZM201 247H200L199 249H201ZM206 247H207V250H208V248H209V244H207ZM213 247H214V246H213ZM213 247L209 248L211 253L213 252V250H211ZM216 247H217V246H216ZM216 247H215V249H214V248H213V249L215 250L216 253L219 252L220 255H221V253H223L222 250H225V249H220L221 252H220V251L217 252V250H216V249L219 250V248H221V247L224 248V247H223V244H222V246H220L219 248H218V247L216 248ZM229 247H230V246H229ZM167 248H168V247H167ZM230 248H231V247H230ZM193 249H194V248H193ZM199 249H198V251H199ZM194 250H196V249H194ZM231 250H232V249H231ZM0 251H1V247H0ZM189 251H192V250H189ZM200 251H201V250H200ZM202 251H205V250L202 249ZM228 251L230 252V249H229V248H228ZM256 251H258V250H256ZM256 251H255V252H256ZM226 252H227V251H226ZM226 252H225V254H226ZM255 252H254V253H255ZM260 252H261V251H260ZM196 253H197V252H196ZM204 253H205V252H204ZM227 253H228V252H227ZM232 253H234V250H232L230 254L233 255ZM72 254H73V253H72ZM89 254H90V253H89ZM91 254H92V253H91ZM170 254H171V253H170ZM193 254H194V253H193ZM193 254H192V255H193ZM207 254H208V255H207ZM207 254H206L207 256H210V253H209V252H208ZM219 254H217V255H219ZM259 254H260V253H259ZM259 254H258V256H259V257L262 256V258H263V255H264V254H263V255H262V254L259 255ZM77 255H78V254H77ZM81 255H82V254H81ZM161 255H163V253H162ZM189 255H190V254H189ZM200 255H201V254H199V256H200ZM204 255H205V254H204ZM220 255H219V257L216 259V261H218V260L220 261V259H219L220 257L223 258V254H222L221 256H220ZM231 255H229V256L227 257V254H226V256H225L226 259L232 257ZM253 255H254V256H252V255H251V256L254 257V258L257 257V256H256L257 254H256V255L253 254ZM75 256H76V254H75ZM195 256H196V255H195ZM199 256L197 257L198 260H199ZM255 256H256V257H255ZM70 257H71V256L69 255V258H70ZM259 257L256 259L257 261H258ZM63 258H64V257H63ZM200 258H202V261L204 260V262L208 260L207 264H208V263H211V262H209V260H210L211 257H210V258L208 257L209 259L206 258V257H205L206 259H205V258L203 259V256L200 257ZM254 258H253V259H254ZM262 258H260V259H262ZM64 259H65V260H68L67 262H69V259H68L67 257H65ZM71 259H72V258H71ZM224 259H225V258H224ZM253 259H252V260H253ZM260 259H259V260H260ZM263 259H264V258H263ZM263 259H262V260H263ZM65 260H64V261H65ZM186 260H187V259H186ZM222 260H223V259H221V261H222ZM252 260H251V262H254V261H252ZM256 260H255V262H257ZM262 260H260V261H262ZM211 261H212V259H211ZM221 261H220V263L222 264V263L224 262V260H223V262H221ZM246 261L249 262L250 260H247V259H246ZM260 261H258V262H260ZM263 261H264V260H263ZM65 262H66V261H65ZM65 262H64V263H65ZM67 262H66V263H67ZM186 262H188V260H187ZM204 262H202V263H204ZM251 262H249V263H251ZM258 262H257V264H258ZM62 263H63V262H62ZM205 263H206V262H205ZM205 263H204V264H205ZM212 263H213V264H216V263H219V262H215V260H214ZM212 263H211V264H212ZM224 263H225V262H224ZM260 263H261V262H260ZM260 263H259V264H260ZM69 264H70V263H69ZM252 264H254V263H252ZM262 264H263V262H262Z\"/></svg>",
	"mask_w": 264,
	"mask_h": 264
},
{
	"label": "rangeland",
	"instance_id": "obj_5",
	"mask_svg": "<svg viewBox=\"0 0 264 264\" xmlns=\"http://www.w3.org/2000/svg\"><path fill=\"white\" fill-rule=\"evenodd\" d=\"M72 153H74V152H82L81 150H75V149H72V146H71V148H68ZM33 168H38V169H40L42 172H43V170L39 167V166H34V165H31ZM29 170V165L26 167V170H25V173H24V177H25V174H26V172ZM24 177H23V180H24ZM32 177H38V176H32ZM32 177H30V178H32Z\"/></svg>",
	"mask_w": 264,
	"mask_h": 264
}]
</instances>
